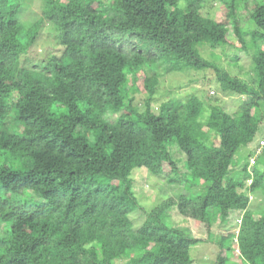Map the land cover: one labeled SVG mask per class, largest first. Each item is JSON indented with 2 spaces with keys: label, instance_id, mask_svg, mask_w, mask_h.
Returning a JSON list of instances; mask_svg holds the SVG:
<instances>
[{
  "label": "clouds",
  "instance_id": "obj_1",
  "mask_svg": "<svg viewBox=\"0 0 264 264\" xmlns=\"http://www.w3.org/2000/svg\"><path fill=\"white\" fill-rule=\"evenodd\" d=\"M0 264H264V0H0Z\"/></svg>",
  "mask_w": 264,
  "mask_h": 264
}]
</instances>
